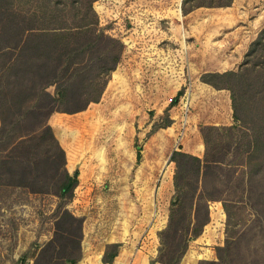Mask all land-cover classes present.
I'll return each instance as SVG.
<instances>
[{
  "label": "rangeland",
  "instance_id": "374dc122",
  "mask_svg": "<svg viewBox=\"0 0 264 264\" xmlns=\"http://www.w3.org/2000/svg\"><path fill=\"white\" fill-rule=\"evenodd\" d=\"M181 3L93 4L101 31L124 46L120 61L98 103L72 115L53 113L48 121L65 152L68 173L77 174L72 199L64 206L82 219L80 237L71 226L74 238L65 250L80 255L77 264H102L110 244H121L120 264L156 259L157 233L167 224L175 194L172 152L202 158L200 127L233 123L229 92L202 85L199 77L238 69L264 29V0H233L228 8H199L187 15L181 13ZM180 90L182 96L171 106ZM238 194L229 197L232 211L247 219L245 209H236L240 204L235 202H242ZM57 204L52 194L22 190L0 198V264H12L30 248L33 252V244L54 237ZM209 218L180 264L215 260V248L225 239L221 202L209 203Z\"/></svg>",
  "mask_w": 264,
  "mask_h": 264
},
{
  "label": "trees",
  "instance_id": "16d2710c",
  "mask_svg": "<svg viewBox=\"0 0 264 264\" xmlns=\"http://www.w3.org/2000/svg\"><path fill=\"white\" fill-rule=\"evenodd\" d=\"M98 0H0V198L10 190L52 194L55 234L33 244L12 264H77L66 254L81 235L82 219L64 209L77 184L65 152L48 124L53 113L82 112L98 103L115 71L123 44L99 28ZM233 0H182L181 13L228 8ZM199 81L229 92L231 126H201L203 157L174 151V196L167 224L157 233V257L149 264H180L189 243L209 223V203L221 202L225 239L214 261L198 264H264V29L250 43L236 71L207 72ZM53 88V93L48 92ZM180 90L170 105L182 96ZM137 160H140L138 152ZM240 190V195L238 194ZM247 219L232 211L231 195ZM121 244H110L102 264H112Z\"/></svg>",
  "mask_w": 264,
  "mask_h": 264
},
{
  "label": "crops",
  "instance_id": "0c3cea01",
  "mask_svg": "<svg viewBox=\"0 0 264 264\" xmlns=\"http://www.w3.org/2000/svg\"><path fill=\"white\" fill-rule=\"evenodd\" d=\"M202 85H205V84H203V83H201ZM205 86H207V85H205ZM209 87V86H208ZM225 106H228V103L226 102V105ZM194 152H197V150L195 149L194 150ZM193 152V153H194ZM192 155H194V156H196L195 154H192ZM198 157V156H197ZM119 260V255L115 258V261H114V264H120V263H118L117 261ZM122 264H126V263H122ZM141 264H149V259H144V260H142V263ZM158 264V263H157Z\"/></svg>",
  "mask_w": 264,
  "mask_h": 264
},
{
  "label": "water",
  "instance_id": "95a60500",
  "mask_svg": "<svg viewBox=\"0 0 264 264\" xmlns=\"http://www.w3.org/2000/svg\"><path fill=\"white\" fill-rule=\"evenodd\" d=\"M138 149H140V147H138Z\"/></svg>",
  "mask_w": 264,
  "mask_h": 264
}]
</instances>
